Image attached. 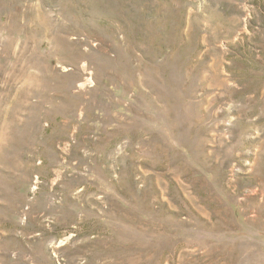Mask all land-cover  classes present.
Masks as SVG:
<instances>
[{
	"label": "rangeland",
	"instance_id": "rangeland-1",
	"mask_svg": "<svg viewBox=\"0 0 264 264\" xmlns=\"http://www.w3.org/2000/svg\"><path fill=\"white\" fill-rule=\"evenodd\" d=\"M0 264H264V0H0Z\"/></svg>",
	"mask_w": 264,
	"mask_h": 264
}]
</instances>
